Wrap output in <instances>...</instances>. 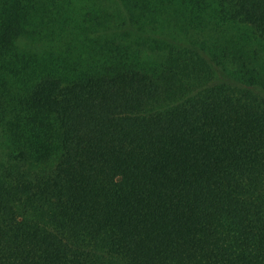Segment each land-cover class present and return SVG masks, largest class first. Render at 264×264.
I'll return each instance as SVG.
<instances>
[{
	"label": "trees",
	"instance_id": "16d2710c",
	"mask_svg": "<svg viewBox=\"0 0 264 264\" xmlns=\"http://www.w3.org/2000/svg\"><path fill=\"white\" fill-rule=\"evenodd\" d=\"M0 264H264V0H0Z\"/></svg>",
	"mask_w": 264,
	"mask_h": 264
}]
</instances>
